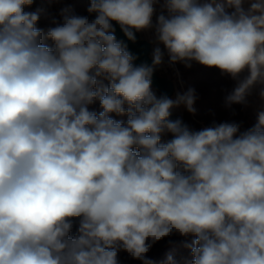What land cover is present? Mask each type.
Masks as SVG:
<instances>
[{"label":"clouds","instance_id":"clouds-1","mask_svg":"<svg viewBox=\"0 0 264 264\" xmlns=\"http://www.w3.org/2000/svg\"><path fill=\"white\" fill-rule=\"evenodd\" d=\"M157 2L90 0L94 20L64 9L45 34L33 0H0V264H118V249L155 264L173 233L195 236L191 264H264V112L243 132L171 120L195 114V89L158 97L164 52L134 66L112 23L133 42L154 28L169 64L219 69L237 81L226 105L245 104L264 85V0H163L153 25Z\"/></svg>","mask_w":264,"mask_h":264},{"label":"rangeland","instance_id":"rangeland-1","mask_svg":"<svg viewBox=\"0 0 264 264\" xmlns=\"http://www.w3.org/2000/svg\"><path fill=\"white\" fill-rule=\"evenodd\" d=\"M205 2V0H201ZM206 2L216 4H223L226 6V0H206ZM163 0H158L155 5V11L152 16L153 25L157 21V17L161 14L168 16L166 8L161 7ZM90 6V0H33V4L25 6V12H35L37 9H43V12L35 25L36 28L41 29L46 34L47 31L55 27L57 23H62L61 12L68 9L72 14L84 16L92 21L96 17V13H89L87 11ZM244 8L249 7V0H245ZM226 10L231 12L233 9ZM53 20L56 23H53ZM141 35L149 40L151 46V56L155 47H160L164 52L163 63L156 69L159 74L169 77L175 84V91L172 99L176 98L177 93L183 94L189 88L195 89L197 99L193 105L196 109L195 114L189 113L183 105L174 108V111L182 116L190 129L199 131L203 128L210 127L213 123L219 124L223 122H236L241 125L240 132H243L253 127L258 122V114L264 112V97H261L260 92L264 89V85L257 84L252 89L250 95L246 97L245 104H232L226 105V97L237 86V81L233 80L230 76L223 75L217 68H209L202 66L196 62H192L190 68L185 67L183 63L169 64V57L167 50L163 44L156 41L154 28L140 31ZM43 43L49 47L53 46L50 39H45ZM245 72L243 75H247ZM99 87L108 85V81L103 77L98 78ZM153 91L159 97L160 90L152 86ZM91 111L99 113L102 111L100 102L97 99L92 105L89 106ZM116 120L127 121L128 117L116 116L112 114ZM239 135V133L237 134ZM172 139L171 133L162 135L161 142H167ZM178 170H182L179 169ZM79 225V218H74L73 228L70 235L77 234ZM195 239L194 235L181 236L178 233L170 234L152 245L146 257L152 259L155 264H168V257L171 256L175 264H191L193 256L191 250L186 248V243L190 244ZM118 264H142L139 259H134L128 252L118 249L117 250Z\"/></svg>","mask_w":264,"mask_h":264},{"label":"water","instance_id":"water-1","mask_svg":"<svg viewBox=\"0 0 264 264\" xmlns=\"http://www.w3.org/2000/svg\"><path fill=\"white\" fill-rule=\"evenodd\" d=\"M115 28V36L118 41H123L131 54H133L136 59L133 61L134 66H138L143 63H147L148 65L152 64V56H151V42L144 38L140 31L135 32L136 40L135 42L130 41L124 35L122 30L120 29L119 24L115 21L112 22ZM160 90L161 95H167L169 98L172 97L175 91V84L173 80L169 77L163 76L158 73L157 69H155L153 77H152V85ZM182 119V121L186 124L184 118L180 116L177 112L172 110V115L170 117L171 120ZM173 138V136H172Z\"/></svg>","mask_w":264,"mask_h":264}]
</instances>
